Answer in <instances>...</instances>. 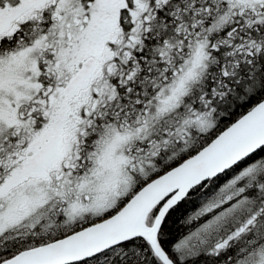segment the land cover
Wrapping results in <instances>:
<instances>
[{"label": "snow or ice", "instance_id": "1", "mask_svg": "<svg viewBox=\"0 0 264 264\" xmlns=\"http://www.w3.org/2000/svg\"><path fill=\"white\" fill-rule=\"evenodd\" d=\"M0 264H264V0H0Z\"/></svg>", "mask_w": 264, "mask_h": 264}]
</instances>
